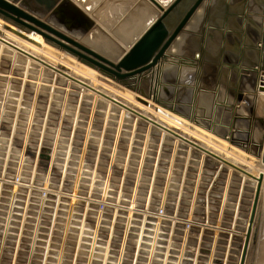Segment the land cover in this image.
I'll return each mask as SVG.
<instances>
[{"label":"built area","instance_id":"built-area-1","mask_svg":"<svg viewBox=\"0 0 264 264\" xmlns=\"http://www.w3.org/2000/svg\"><path fill=\"white\" fill-rule=\"evenodd\" d=\"M79 85L81 94L74 113L60 114L56 121L57 129L64 132L62 138L66 139L61 148L44 145L45 124L31 169L0 168V255L10 256L7 264H18V255L23 253L38 256L36 264H50L51 257L61 263L69 234H74L76 242L73 258L69 260L72 264H123L121 259H110L112 242L119 234L127 238L129 233L136 234L131 264H137L135 258L144 251L154 256L157 264H222L237 238V235L230 238L231 231L220 230L221 226L232 227L237 222V199L228 207L231 216L227 221L217 211L216 197L223 193L225 200L227 194L221 173L228 166L223 167L219 161L179 140L178 136L183 137L180 132L178 136L164 135V126L137 114L136 107L92 105L91 112L85 114L80 99L88 87ZM17 122L18 117L13 121L14 128ZM129 140L135 143V152L130 158L133 165L130 163L127 171ZM56 155L64 159L58 178L51 175L50 168L44 167L45 163L43 167L38 165L40 156L49 159ZM176 159L182 161L179 166ZM211 159L216 162L212 170L207 164ZM143 161L149 163L147 192L137 205L126 194L129 177L142 175ZM175 172L182 176V183L192 178L196 183L202 180L200 210L189 206L183 214L180 193L175 194L170 204L151 200L159 175L162 173L169 184L176 179ZM115 173L120 176L114 178ZM187 202L192 205V196L189 195ZM221 207L224 208V203ZM58 227L64 232L59 237L61 240L56 236ZM83 227L88 229L81 239ZM209 234L225 240L226 251L223 258L202 261L201 243ZM193 239L197 242L192 243ZM119 252L123 255L125 250Z\"/></svg>","mask_w":264,"mask_h":264},{"label":"rangeland","instance_id":"rangeland-1","mask_svg":"<svg viewBox=\"0 0 264 264\" xmlns=\"http://www.w3.org/2000/svg\"><path fill=\"white\" fill-rule=\"evenodd\" d=\"M104 2V0H100L99 5L96 7L100 10V12L103 13L106 11L105 7L103 8ZM90 17L94 19L95 15L90 13ZM193 21H195V19H193ZM3 30L4 27L0 26V36L5 39V30ZM90 32H93L94 36L99 35V38L102 35H109L115 42H120L118 36L116 38L115 34H110L107 32L102 27L100 22H97L92 27ZM234 36L237 39V34ZM200 37L201 35H195L193 37L190 36L189 43L185 44L183 53L172 55L170 52H168V54L162 59V62L156 68H153V71L145 73L146 76H148V74L151 76L153 72L161 70L162 67L166 68L162 73L164 79L160 90L162 92L158 96H152L151 98L148 97L146 93H144V96L152 100V104L142 100L144 103L142 107H137L134 105V103H131L132 107H136L138 109L135 110L137 114L143 115V117H147L148 119L152 120V122L155 121L157 123H162L161 114L164 112L161 113V111L159 113L158 111L164 107H170V112L181 113L186 116V118L193 120L194 122H199V124H206V126L214 130L217 129V126H210L209 123L213 122L218 124L219 122H222L225 124V126H222L223 129L218 127L219 132L225 135L227 134L226 132H228V139H230V143H236L240 149H244L245 152H250L254 139H264V99H260L258 96L259 90L257 89V83L256 86H254L255 81H253V77L255 74L253 72H249V78H247L244 83L242 82L244 85L240 87V92L244 90V95L241 100H237V54L240 50L237 51V49L225 45L223 46L222 51L219 53L218 49L216 48L202 46ZM14 40L15 39H13V41ZM235 44L237 45V41H235ZM8 46L9 45L6 44L5 41L3 42L0 40V168L26 171L27 169H31L35 164L36 150L40 142L43 125L46 124L44 145L47 147L56 146V148L60 149L62 143L66 141L65 138H62V136H65L64 132H59L57 129L56 121L58 120L60 114L68 116L74 113L75 105L78 103V99L80 98L81 87L79 85L80 83L69 81V79L63 74L55 71L50 65V61H48V64L44 61L42 62L38 58H28V54L19 52V48L14 46L11 47V45L8 48ZM261 48L263 60L261 65H257V69L259 71L260 69H264L262 68V65H264V41L262 42ZM245 50L249 51L253 49L248 48ZM207 51L211 54L214 53L216 57L222 54L221 56L223 57L221 59H231L235 65L232 70L228 71L227 76L223 74L221 75V81L218 87H220V90H222L223 96L222 99H218L219 103L215 102L216 99H213V95L211 94L214 83L213 73L209 71L210 63H208V56L206 54ZM7 55H10L9 60ZM35 56L39 57L38 53H35ZM192 56L196 57L192 59ZM240 65H242V68L250 67L249 64L244 62ZM174 66L177 67V70L174 68ZM186 67L189 68L188 71L190 72L192 83L190 80L186 81L184 76L181 78L180 70ZM111 80L115 82H112L111 84H113L118 89L127 86L113 78H111ZM9 83L10 85H8ZM150 84L151 80L150 78H147V80L144 82L145 87L143 90H147V92H149L151 90ZM85 86L87 85L85 84ZM91 90H95V88H86L80 99L82 112L85 114H89L91 112L89 107L92 105L104 107L106 104H110V106L113 104H120L115 100L110 103L100 94V92L94 93ZM130 90H132V92L135 91L138 94L142 93L138 89L131 88ZM246 96L250 98L249 101L245 100ZM4 99L6 100L4 101ZM203 103H206L208 106H212L214 104L217 106L214 116H209L207 111L202 108ZM149 104L154 110L149 108ZM24 106L27 108H23ZM159 106H161L160 109ZM130 112L134 111L130 110ZM239 112L247 115L251 118V120L248 119L245 121L241 119L238 116ZM16 117H18V122L14 128L12 124ZM261 119H263V121H261ZM152 122L150 124L157 127L156 124H153ZM227 125L230 127H227ZM151 127L152 126H150V128ZM239 129H245L249 134L251 133V138L248 137L246 140H244V142L242 137L239 136ZM163 132L164 135L169 133L175 136L174 132L170 128L164 129ZM180 134L186 136L183 132H180ZM164 138L166 139V136L163 138L161 137L162 140H165ZM62 139L63 142H61ZM128 142V153L129 157L131 158L135 152V143L131 142L130 140ZM184 143L190 145V147H195L204 155L210 156L212 158L214 157V159L219 161V164L223 165V167L228 166V168H225L224 172L221 173L223 187L226 191L225 194L227 193L224 197L225 200H222L223 193L218 194L219 196L216 197V202L219 204L217 211L222 212L221 215L225 221H227L231 216V210L228 207H230L232 202L237 199V222H235L234 226L231 227L233 229V235L230 236V238H234L233 236L237 235V238L235 239L228 255V264H264V193H262L263 195L261 194V196H259L258 209H256L255 217L251 219L256 192L258 191L260 195L261 188V182L254 172L256 170L258 171V169L261 167V162L263 161L259 160L260 158H258V155L253 156L251 159V157H248L246 154L244 156V153L239 154L244 156L245 159L249 161L253 160L255 162L254 171L251 172V170L249 171V168L245 164L234 163V159L228 154L227 156L223 154V156L225 155L224 157L219 155L216 156L215 154L211 155V152H209L208 148H200L197 146V144H194V142L188 140ZM228 149L234 151L230 147H228ZM229 150L227 152L233 156L234 154H231ZM214 159L208 160L207 164L210 170L215 168L214 166L216 162ZM38 160V165L43 167L42 164L45 163L44 167H46V169L50 168V173L52 176H54V178L60 177V175H58V170L59 167L62 166L61 161H64V159L61 160V158H57L56 155L54 158L49 157V159L40 156ZM130 163L133 165L132 160H130L128 163L127 171L128 169L130 170ZM138 163L137 168L140 166ZM181 163L182 161L179 159L175 160L176 166H179ZM142 167L144 170L141 173L142 175H140V178H138V174L131 175V177H129V186L127 187L126 194V197H131V200H133L137 205L142 202L147 192L145 191V188L147 186L146 175L149 169L148 161H143ZM119 176L120 173H115L114 178H118ZM175 178L177 180H173L174 183L172 182L167 184L165 181V176L161 173L158 177V185L155 187V190L151 195V200L156 203L170 204V202L174 199L175 194L178 195L180 193V211L183 214L189 210V206H191L193 210H200L199 201L201 197V190L203 189L202 180L196 183L195 178H192V181L186 180L182 183V176H179L178 172H175ZM132 184L133 186L130 187ZM189 195L193 198L192 205L187 204ZM222 203H224V208H220ZM250 221H254L252 227L250 226ZM225 228L227 227L221 226V230L225 231ZM63 235L64 232L59 228L56 236L59 240H61L62 238L59 237H63ZM181 236H183V234H181ZM248 236V252L245 261L242 262V254ZM135 238L136 234L134 233H129L127 238H125V235L123 234H119V237L113 238V240H115L112 242L113 250H111V254L113 256H111L110 259L114 261L121 259L123 260V264H131L134 260V251L136 248ZM194 242L196 243L197 240L193 239L192 243ZM224 242L226 241L222 238H214L212 234L206 236L205 242L201 243V251L204 255L201 256V260L208 261V259L213 257L223 258L226 251ZM189 243H191L190 240ZM75 248L76 242L74 234H69L66 236V242L64 245V249L66 251L64 257L65 259L61 260L60 263L59 259L57 260L56 257H51L50 264H72V261L69 260L73 258ZM121 249L125 250L123 255H121L119 252ZM188 254H190V252ZM102 257L103 255L99 256V258ZM153 257L149 256L148 252L144 251L142 255L136 257L135 260L137 259V264H157V260H155ZM9 258V255H0V264H7ZM38 258V256L25 255L23 253L22 255H18V264H36L38 263Z\"/></svg>","mask_w":264,"mask_h":264},{"label":"crops","instance_id":"crops-1","mask_svg":"<svg viewBox=\"0 0 264 264\" xmlns=\"http://www.w3.org/2000/svg\"><path fill=\"white\" fill-rule=\"evenodd\" d=\"M33 1L34 3L39 4L37 3L36 0H33ZM70 1L71 3L70 2L67 3L69 4V6H67V9H68L67 13L69 12V10L72 11V7H75L77 8V12L79 14H84L85 16L87 15L85 19H87V24H90L89 29H88L89 32L97 22H100L102 27L107 32H109L110 34H115L116 38L118 36V39L120 38L119 41L120 40L121 41L117 43V42H114V40H112V37L109 35H104V36L102 35L99 38L98 37L99 35L94 36L93 32L92 33L88 32L85 35L79 34V33L77 35H74L81 42L89 45L90 47L96 49L97 51L98 49L103 48V49H100L101 51L99 50V52L108 56L111 59L114 58V60H117V58L120 56L119 54L120 53L122 54L125 50L129 48L131 44L130 42H132V40H134L135 37L144 30L146 25L151 20H153L156 16H158L162 12L161 9H159L158 5L154 2V0H104L105 2L103 4V8L105 7V10H106L104 13L100 12V10L96 8L99 5L100 0H90V1L89 0H70ZM156 1H158L163 7H166L168 4V0H156ZM90 13H93L95 15L94 19L90 17ZM73 14H74V17L75 16L78 17V14L76 12H73ZM211 26H215V27L211 28ZM199 31L201 32V34ZM210 31H212L213 33L215 32V35L213 34L212 38H210L209 36ZM219 32H225V33L237 32V39L232 34L226 44L225 39L223 37H220ZM195 35L196 36L201 35L200 37L201 39L200 38L199 39L201 40L202 46L212 47V48H217V49L220 46L221 47L224 46L225 44L227 46L234 47L235 41H237V51L240 50L239 53L237 54V83H238L237 84V100H239L238 99L239 96L243 98L244 90L240 92V87L244 85L243 84L244 81L247 78H249L248 76L250 75L243 71V69L245 68H242V65L240 64L244 62L247 64L257 63L261 65L262 60H263V55L261 51L262 45L253 46L252 43L257 42L258 39H260V42L264 41L263 40L264 0H206L205 5L200 7V11L196 16L195 21L192 20L191 24L188 26L187 32L186 33L184 32L183 34H181L177 38V40L173 42L168 52H170L172 55L183 53L185 49V44L189 43L190 36L193 37ZM91 39L92 41H90ZM5 41H6V44L10 46L8 39L5 38ZM100 41H101V44L102 43L104 44L101 45ZM105 44L106 45L108 44V45L106 46ZM117 44L120 48L117 46ZM106 47L109 49H107ZM115 48H117L118 50H116ZM248 48L253 49V50L246 51L245 49H248ZM19 49H20L19 52H24V54H28L27 56L28 58H35V59L38 58L39 60H41L40 57L35 56L36 51H34L33 49H30L29 47H21ZM113 49H115L114 52H113ZM105 52L108 53V55ZM206 54L208 56L207 57L208 63L210 64H212L214 61L218 64L223 61V59H221L223 57L221 56L222 54L218 55L217 57L216 55H214V53L211 54L208 51ZM195 57L196 56H192V59H194ZM51 63L50 65L54 68V70L63 74L66 78L69 79V81L82 83L84 85L86 84L88 87H93V85H89L90 83L87 82V79H83L80 81V79L79 78L77 79L74 73L62 72L60 71V67H58V65H54L55 64L54 62H51ZM250 67L257 73L253 77V81H255L254 86H256V83L258 86L260 83L259 79L262 80L264 76V69H260L259 71L257 69V66H250ZM188 70L189 68L187 67L180 70L181 78H183L184 76V79L186 81L190 80L192 83L191 75ZM221 75L222 74L213 73V83L214 84H213L212 92L211 91L210 92L213 95V99H216L215 100L216 103L219 101L218 99H222V96H223L222 90H220V87H218L221 81ZM151 77L154 78V74L153 75L151 74ZM122 89H126V87ZM257 89L259 90V86L257 87ZM258 96L260 99H262V96H260L259 94ZM202 108L205 111H207L209 116H212V115L214 116L217 106L215 104L212 106L211 105L208 106L206 103H203ZM209 124L210 126L211 125L212 126L225 125L222 122H219L218 124L210 122ZM162 125L164 126V129L166 128L172 129L174 134L178 136L177 132L174 131L173 127H170L164 124ZM227 127H230V126L227 125ZM245 135H247V133H245ZM182 136L183 137L178 136L179 138L178 137L177 138L181 140L182 142H187V140L189 141L188 137L184 135ZM251 136H252L251 133L248 134V137L251 138Z\"/></svg>","mask_w":264,"mask_h":264},{"label":"water","instance_id":"water-1","mask_svg":"<svg viewBox=\"0 0 264 264\" xmlns=\"http://www.w3.org/2000/svg\"><path fill=\"white\" fill-rule=\"evenodd\" d=\"M36 1L39 4L34 3L33 0H0V16L21 28L41 33L53 45L71 52L83 62L92 65L104 74L134 89L136 85L133 80L137 76H146V72L153 71V68H156L162 62L173 42L181 34L187 32L188 26L196 18L200 7L205 5L206 2V0H168L167 6L163 7L158 1L154 0L162 12L151 20L144 30L130 42L129 48L117 60H114L81 42L74 36L78 33L85 35L89 32L90 24H87V19H85L87 15L79 14L75 7H72V11L69 10V14L67 13V6H69L67 3H71L70 0ZM73 12H76L78 17H74ZM215 26H211V28ZM235 33L237 34V32H219L220 37L225 39L226 44L232 34L233 36L236 35ZM213 34L215 35V32L210 31V38L213 37ZM0 40L5 41L1 36ZM252 45L261 46L262 42L258 39ZM231 48L237 49V45L235 44ZM222 49L223 46L218 48L219 53ZM249 65L257 66L258 64L252 63ZM263 66L262 68H264ZM250 68L247 67L243 71L245 73L253 72L256 74V71L254 72ZM141 92L146 93L148 96L150 94L147 90L141 89ZM238 99L241 100L242 98L239 96ZM249 99L248 96L245 97L246 101H249ZM238 116L245 121L251 120L250 117L240 112ZM238 131L243 141L246 140L249 134L248 131L245 129H239ZM263 143V139H254L251 147L252 151L261 156ZM262 158L264 160V151ZM258 198L259 192L257 191L251 219L255 217ZM253 222L250 221L251 227ZM248 244L249 236L245 242L242 262L245 261L247 256Z\"/></svg>","mask_w":264,"mask_h":264},{"label":"bare ground","instance_id":"bare-ground-1","mask_svg":"<svg viewBox=\"0 0 264 264\" xmlns=\"http://www.w3.org/2000/svg\"><path fill=\"white\" fill-rule=\"evenodd\" d=\"M0 26L4 27V30H5V31L3 30L4 31V35H5L6 39H8L9 44L11 45V47L12 46H14L16 48L29 47L30 49H33L34 51H37L36 53H38V55H39L40 59L42 60V62L43 61L47 62V63H48V61L54 62L55 63L54 65H58V67H60V71H62V72H72V73H74L76 75L77 79L78 78L80 79V81L83 80V79H88L87 81L90 83L89 85H93L92 88H95V90H91V91H93L94 93L95 92L96 93L100 92V94L106 100H108L110 103L113 102V100H115L116 102H118V103H120L123 106H126L128 108H133L131 103H134V105H136L137 107H142V105H144L142 100H145L146 102H148V103L150 102L151 103L152 100L150 98L152 96L156 97L162 92V91H160L161 90V86L163 84V80H164L162 73L164 72V69H166V68L162 67L161 70H159L158 72H156V73L153 72L154 78L149 76V74H148V76H137L135 78V81L133 80L134 84L136 85L135 89H138L139 91H141V89L143 90L144 87H145L144 82L147 80V78H150V80H151L150 89L151 90L149 91L150 94L148 96L150 98H147L146 96L143 95L144 94L143 92L141 94H138L135 91L132 92V90H130L132 87L130 88V86H128V85L126 86V90H124L122 88L118 89L113 84H111L113 81L111 80L110 76L104 74L103 72H101L99 69L93 67L92 65H89L88 63L83 62L82 60L78 59L71 52H69L67 50H64L63 48H59V47L53 45L41 33L37 32L35 30H27V29L21 28V27L15 25V24L11 23L10 21H7L6 19H4L1 16H0ZM12 38L15 39V40L13 41ZM90 41H92V39ZM93 42H95V41H93ZM107 42H105V43H107ZM100 44H101V41H100ZM102 44H104V43H102ZM117 46H118V44H117ZM8 48H9V46H8ZM109 48H107V49H109ZM111 48H112V46H111ZM117 48H115V49L118 50ZM100 49H103V48H100ZM100 49H98V51ZM115 49H113V52H114ZM6 50H7V47H6ZM178 50H179V48H178ZM106 54L108 55V53H106ZM119 55H121V53ZM9 56H8V60L10 58ZM19 68H21V67H19ZM174 68H176V67L174 66ZM176 70H177V68H176ZM46 72H48V71H46ZM103 79H105V80H103ZM106 80H108V81H106ZM152 80H153V82H152ZM259 80H260L259 81L260 83L258 85L259 86V93L258 94L260 96H262V99H264V76H263L262 80L261 79H259ZM113 83H115V82H113ZM8 85H10V83ZM260 85H261V87H260ZM132 89H134V88H132ZM3 93H1V94H3ZM134 94H135V96H134ZM5 100L6 99H4V101ZM148 106H149V108L153 109L150 106V104ZM156 106H158V105H156ZM160 108H161V106H159V109ZM169 108L168 107H164L160 111H158L159 109L157 110L159 113L161 111H162L161 113L164 112L163 114H161L162 123L161 122H159V123L167 125V126H170V127H173L174 131H176L177 133H179V132L185 133L186 137L189 138V141L194 142V144H197V146L200 147V148L201 147H204L205 149L208 148L209 152H211V155L215 154L216 156L217 155L223 156V154H225L227 156V154H228L230 157H232L234 159V161H235L234 163L245 164L249 168V171L250 170H251V172L254 171V168H255L254 167V163L255 162L253 160L249 161V160L245 159L244 156L246 154L248 157H251V159H252V157L253 156H257V154L254 153L252 151V149H251L250 152H245L244 149L243 150L240 149L239 146L236 143H232V142L230 143V141H229L230 139H228V132H226L227 133L226 135L222 134L221 132H219L218 127H220V129H221L222 125L217 126V129L214 130V129H211L208 126H206V124H203V123L199 124V122H194L193 120H190V119L186 118V116H184L181 113H172V112H170ZM157 115H159V114H157ZM223 126H225V125H223ZM222 132H223V130H222ZM3 135H6V134H3ZM7 135H8V133H7ZM61 142H63V141H61ZM263 142H264V139H263ZM263 144H262L261 156L258 155V158H260L259 160L263 161V162H261L263 165L261 164V167L259 169L256 168V169H258V171L256 170L254 172V174L257 175V177L259 178V181L261 182V188H260V195L259 196H261V194L264 193V160L262 158L263 151H264V145ZM228 147L232 148L234 151L229 150ZM228 150L231 152V154L233 153L234 155L231 156L230 153L227 152ZM239 154H243L244 156L239 155ZM254 159H256V158H254ZM257 209H258V205H257ZM258 212H259V210H258ZM86 229H88V227H83L82 231L80 232L81 239H82V236L84 234H86L85 233ZM220 230H221V228H220ZM225 231H231L232 234H233V229L231 227L230 228H228V227L225 228ZM96 237H97V234L94 235V239L95 240H96ZM95 240H94V242H95ZM228 244H229V242H228ZM222 264H228V259H226V257H224Z\"/></svg>","mask_w":264,"mask_h":264},{"label":"snow or ice","instance_id":"snow-or-ice-1","mask_svg":"<svg viewBox=\"0 0 264 264\" xmlns=\"http://www.w3.org/2000/svg\"><path fill=\"white\" fill-rule=\"evenodd\" d=\"M235 67L231 59L223 60L221 63H216L215 61L210 64L209 71L215 74H223L227 76L228 71Z\"/></svg>","mask_w":264,"mask_h":264}]
</instances>
